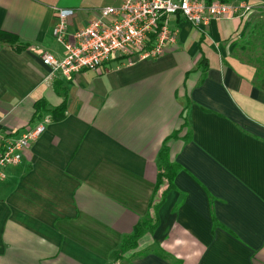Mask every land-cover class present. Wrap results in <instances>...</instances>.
I'll return each mask as SVG.
<instances>
[{"label": "crops", "instance_id": "crops-1", "mask_svg": "<svg viewBox=\"0 0 264 264\" xmlns=\"http://www.w3.org/2000/svg\"><path fill=\"white\" fill-rule=\"evenodd\" d=\"M247 1L203 27L172 16L177 41L156 59L65 77L36 49L65 54L54 8L75 9L72 34L120 0H0V29L20 38L0 42V128L18 137L66 101L0 179V264H264V0ZM175 132L159 226L116 260Z\"/></svg>", "mask_w": 264, "mask_h": 264}, {"label": "built area", "instance_id": "built-area-1", "mask_svg": "<svg viewBox=\"0 0 264 264\" xmlns=\"http://www.w3.org/2000/svg\"><path fill=\"white\" fill-rule=\"evenodd\" d=\"M251 10L247 0H120L117 5L99 8L94 19L70 34L69 21L75 9L55 7L53 36L63 45L65 54L59 57L40 47L36 49L53 73L65 77L83 70L99 71L112 58L131 66L162 56L169 45L176 43L179 28L172 27V16L203 27L212 19L244 16ZM50 122L51 117L45 116L18 137H10L0 128V179H5L7 167L22 162L24 152Z\"/></svg>", "mask_w": 264, "mask_h": 264}, {"label": "trees", "instance_id": "trees-1", "mask_svg": "<svg viewBox=\"0 0 264 264\" xmlns=\"http://www.w3.org/2000/svg\"><path fill=\"white\" fill-rule=\"evenodd\" d=\"M228 1V0H224ZM19 36L15 33L0 29V42L9 43L15 45L19 43ZM21 48L22 46H16ZM264 73V63L259 67L258 77ZM42 103H38L37 107L40 109ZM66 115V101L59 107L53 108L51 111V120L62 119ZM178 132L168 137L160 151H159V173L153 192V196L149 206V214L144 219L140 220L134 228L133 233L126 236L123 240V244L115 253L116 260L122 258L125 251L136 248L139 239L147 232L154 231L159 226V216L157 214L158 207L165 201L169 190L173 189L175 176L180 168V165L173 162L170 157L169 140L173 137H177ZM155 211L151 213V211Z\"/></svg>", "mask_w": 264, "mask_h": 264}, {"label": "rangeland", "instance_id": "rangeland-1", "mask_svg": "<svg viewBox=\"0 0 264 264\" xmlns=\"http://www.w3.org/2000/svg\"><path fill=\"white\" fill-rule=\"evenodd\" d=\"M253 23H257V24H264V17H258V16H255V18L253 19ZM256 24V25H257ZM255 31L256 30H254L252 33L253 34H251L252 35V37H251V40H253L254 42H256V44H258L259 43V41H260V39H259V37H260V31H256V33H255Z\"/></svg>", "mask_w": 264, "mask_h": 264}]
</instances>
